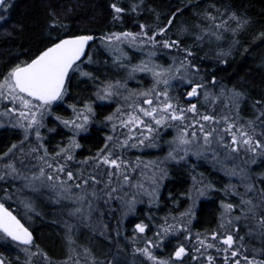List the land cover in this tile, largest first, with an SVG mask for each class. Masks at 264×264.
<instances>
[{"label": "snow or ice", "instance_id": "1", "mask_svg": "<svg viewBox=\"0 0 264 264\" xmlns=\"http://www.w3.org/2000/svg\"><path fill=\"white\" fill-rule=\"evenodd\" d=\"M14 6L15 0H0V25L9 23ZM107 8L112 28L97 35L64 22L71 4L48 0L46 39L26 59L0 68V129L17 135L0 151V241L14 250L0 252V264H54L8 201L37 216V201L67 210L60 264H127L122 254L133 264H264V98L252 101L246 115V90L218 81L203 64L227 66L234 54L248 53L241 36L251 19L217 0H178L167 16L148 0H109ZM186 11L193 12L191 21L177 25ZM145 13L151 23L139 22ZM132 17L137 30L123 28ZM254 39L264 44V31ZM97 41L116 76L98 75ZM129 49L142 54L138 62ZM73 79L91 82L92 96L68 103L70 116L57 115L53 106L65 103ZM97 102L114 106L99 121L108 132L95 154L77 159L79 138L98 122ZM61 127L66 140L50 147L49 134ZM169 130L174 135L163 157L134 154L161 148ZM201 161L227 182L206 181L197 172ZM170 164L188 169L190 187L180 198L169 193L173 207L164 216L149 213L127 233L124 222L137 205L160 207ZM213 193L223 194L216 227L194 232L199 202ZM106 217L116 219L114 229ZM97 238L116 251L98 252Z\"/></svg>", "mask_w": 264, "mask_h": 264}, {"label": "trees", "instance_id": "2", "mask_svg": "<svg viewBox=\"0 0 264 264\" xmlns=\"http://www.w3.org/2000/svg\"><path fill=\"white\" fill-rule=\"evenodd\" d=\"M54 2V0H53ZM67 4H71L72 11L64 17V22L67 23L72 29L76 31L91 32L97 35L112 28L110 23V16L108 15L107 4L109 0H63ZM163 16H167L171 7L175 6L178 0H148ZM201 4L205 0H200ZM218 3L223 2L231 4L232 7L245 13L252 21V26L241 36V42L245 48L249 49L248 53L242 50L240 53L234 54L229 58V63L225 65H215L214 60L206 59L203 61L205 69L212 71L215 69L216 79L223 82L228 87L238 86L246 90L248 94V102L245 105L247 114H250L251 103L256 99L264 98V44L259 39L254 37L260 32L264 31V0H217ZM48 0H15V6L11 10L9 16V23L0 25V34L5 31H13L16 33L12 37H4L0 35V68L3 67L4 62L14 60L16 57L26 59L30 53L37 50L38 46L46 39V23L49 20L47 15ZM193 12L186 11V13L176 21L177 25L181 22H190ZM152 17L145 13L144 17L139 22L151 23ZM137 20L135 17L127 18L122 25L125 29L137 30ZM15 25H22L23 29L19 30ZM121 27L120 25L117 26ZM175 31V29H173ZM99 51L96 53V60L98 63L109 60V56L102 48H99V43H96ZM132 52V50H129ZM203 53H201L202 55ZM159 60L164 61L160 56ZM97 63V64H98ZM97 64L94 67H97ZM211 66V67H209ZM226 69V70H225ZM132 86L134 84H131ZM93 85L91 82H84L73 79L69 87V95L65 98V103L53 106L54 112L57 115L69 116L70 110L67 108L68 103L79 102L84 100L88 91L92 92ZM96 112L98 122L92 126L90 132L82 135L79 138L81 143V151L78 153L79 159L85 156L94 154L103 145V138L106 129L103 128L99 121H102L104 116L108 115L112 110V105L96 104ZM50 127L55 126V122H50ZM64 129L58 128L56 133H50V147H54L62 140H66ZM17 142V135L14 130L10 128L0 130V151L11 143ZM190 177L187 178L182 174H174L164 184L161 191V203L159 208H149L144 204L136 208V214L129 216L124 222V227L127 233L132 230L133 221L145 220L149 213L154 214L156 217H162L172 207V202L168 199L169 193L174 197L180 198L181 194L186 192L190 185ZM2 195V192H0ZM219 201L220 196L218 193H213L211 198L201 200L197 209L198 216L194 222V232H204L216 227L217 217L219 215ZM37 204L41 205L40 201ZM11 206L10 210L13 211L19 219L33 232L35 242L45 250L54 261V264H60L65 258L60 252V244H64L63 228L60 221L69 219L57 206L49 205L44 208H39L40 215L27 214L19 202L8 201L7 206ZM42 210V211H41ZM182 210V209H181ZM58 217V218H57ZM107 222L110 223L111 228L116 227V219L106 217ZM118 219V214H117ZM84 230H81L83 233ZM151 235V233H149ZM107 252L109 249L115 252V247H112L107 241L99 238ZM123 245H121L122 247ZM172 245L165 252L171 250ZM8 248L9 251H14L9 248L7 242L0 241V252H4ZM123 258L127 261V255Z\"/></svg>", "mask_w": 264, "mask_h": 264}, {"label": "rangeland", "instance_id": "3", "mask_svg": "<svg viewBox=\"0 0 264 264\" xmlns=\"http://www.w3.org/2000/svg\"><path fill=\"white\" fill-rule=\"evenodd\" d=\"M130 50V49H129ZM128 50V54L132 57V60H133V63H136L139 61V59L141 58V53L139 52H130ZM158 59V58H157ZM159 60V59H158ZM167 60V57L166 59ZM164 60V61H165ZM164 61H161V63H163ZM97 68L99 69V72H98V75L101 76V78H103L105 75H108V76H116L117 75V71L116 69L114 68H111L109 66H106L104 64V61L100 62L97 64ZM150 83L149 79L147 77H145V83L143 86L147 87L148 84ZM131 84H134L133 86ZM129 87H136V82L135 81H129ZM92 96V92L88 91L87 94H86V97H91ZM98 104H100V102H97ZM55 106V105H54ZM113 105H112V110H113ZM245 107V113H248V110H246V106ZM71 115V111L69 112V116ZM106 129V133L105 135L107 134L108 132V129ZM1 130V129H0ZM64 131L66 132V130L64 129ZM82 135H86V134H82ZM104 135V137H105ZM172 135H174V132L172 130H169L168 132H165L164 135H163V139L160 140V144H161V148L159 149H145L143 152L141 153H134L135 155H141L145 160H149V159H157V158H160V157H163L165 154H166V151H167V143L166 141L168 140H171L172 138ZM81 144V143H80ZM81 151V149L78 150V153ZM95 154V153H94ZM77 159H79V156L77 155ZM197 172H200V173H203L204 175V178L205 180H210L212 181L217 187H220L222 186L223 184H225L228 180L227 177H225L223 175L222 172H219L215 169H213L212 165H211V162H204V161H201L200 162V167L197 168ZM174 174H182L184 175L186 178L187 176L190 177V174H189V171L186 167L184 166H181V165H176V164H170L169 165V178L165 181V183L172 177V175ZM190 179V185H191V178ZM235 182V181H233ZM189 185V186H190ZM220 198L222 197V193H218ZM213 194H211L210 197H207V198H202L201 200H205V199H208V198H211ZM200 200V201H201ZM40 203H43L41 205L37 204V208L39 210V208H44V206H49V205H53V204H50L48 203L47 201H44V202H40ZM200 203V202H199ZM141 205V204H139ZM137 205V207L139 206ZM148 207L147 204H144ZM53 206H56V205H53ZM58 207V206H57ZM60 209V211H62L65 215H67V210L66 209H61L60 207H58ZM155 208V207H153ZM42 211V210H41ZM58 218V217H57ZM69 218V217H68ZM63 228V226H62ZM85 231V230H84ZM63 232H64V228H63ZM243 234V233H241ZM78 238L82 239V235L78 234ZM95 247L97 249L98 252H100L101 250H103L104 252L106 251V249H103V246L100 242V239L97 238L96 240V244H95ZM60 252L63 254V256L65 257V252H66V249H65V244L61 243L60 244ZM127 261L130 262V264H133V260H132V257L130 254L127 255Z\"/></svg>", "mask_w": 264, "mask_h": 264}, {"label": "water", "instance_id": "4", "mask_svg": "<svg viewBox=\"0 0 264 264\" xmlns=\"http://www.w3.org/2000/svg\"><path fill=\"white\" fill-rule=\"evenodd\" d=\"M14 214V213H13ZM15 215V214H14ZM18 218V217H17ZM19 219V218H18ZM21 223H23L22 221H21ZM30 230V229H29ZM33 236H34V234H33ZM34 239H35V236H34Z\"/></svg>", "mask_w": 264, "mask_h": 264}, {"label": "bare ground", "instance_id": "5", "mask_svg": "<svg viewBox=\"0 0 264 264\" xmlns=\"http://www.w3.org/2000/svg\"><path fill=\"white\" fill-rule=\"evenodd\" d=\"M112 111V110H111ZM103 140H104V138H103ZM190 187V186H189ZM21 220V219H20ZM22 221V220H21ZM23 222V221H22ZM23 224H24V222H23ZM25 225V224H24ZM26 226V225H25ZM27 227V226H26Z\"/></svg>", "mask_w": 264, "mask_h": 264}]
</instances>
